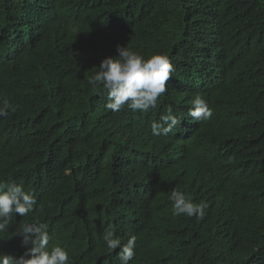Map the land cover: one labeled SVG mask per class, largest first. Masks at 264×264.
<instances>
[{
  "label": "trees",
  "instance_id": "1",
  "mask_svg": "<svg viewBox=\"0 0 264 264\" xmlns=\"http://www.w3.org/2000/svg\"><path fill=\"white\" fill-rule=\"evenodd\" d=\"M117 45L174 67L157 108L106 109L88 79ZM201 95L213 115L194 121ZM0 181L37 200L13 214L0 253L20 257L28 222L71 264H264V0H0ZM181 123L153 136L169 107ZM207 203L173 215L171 192ZM26 250V249H25Z\"/></svg>",
  "mask_w": 264,
  "mask_h": 264
},
{
  "label": "clouds",
  "instance_id": "2",
  "mask_svg": "<svg viewBox=\"0 0 264 264\" xmlns=\"http://www.w3.org/2000/svg\"><path fill=\"white\" fill-rule=\"evenodd\" d=\"M118 55L104 58L98 70L89 77L88 84L96 89L106 91L108 102L106 109L119 112L125 105L133 111L148 112L156 109L159 99L167 91V82L174 73V67L165 54H153L145 58L142 54L117 45ZM7 111V105L0 107V116ZM188 115L194 121L208 120L213 112L203 96L197 94L190 101ZM181 123L174 114V108L169 106L157 121L151 124V134L167 135ZM173 215L199 217L205 215L207 203H196L179 189L171 192ZM37 203L35 195L26 191L22 184L0 181V238L11 224L13 214L28 216ZM23 235L20 238V257L0 253V264H71L69 252L57 244L49 248V232L46 224L28 222L18 230ZM108 249H120L121 264H129L135 255L136 237L129 236L122 244L121 239L109 231L104 237Z\"/></svg>",
  "mask_w": 264,
  "mask_h": 264
}]
</instances>
